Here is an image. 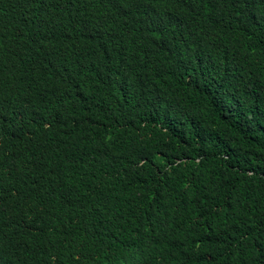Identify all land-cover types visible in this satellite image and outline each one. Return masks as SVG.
Returning <instances> with one entry per match:
<instances>
[{
    "label": "trees",
    "instance_id": "obj_1",
    "mask_svg": "<svg viewBox=\"0 0 264 264\" xmlns=\"http://www.w3.org/2000/svg\"><path fill=\"white\" fill-rule=\"evenodd\" d=\"M0 264H264V0H0Z\"/></svg>",
    "mask_w": 264,
    "mask_h": 264
}]
</instances>
